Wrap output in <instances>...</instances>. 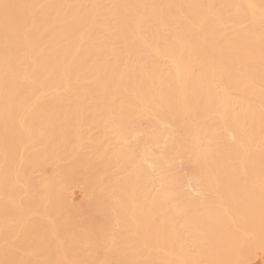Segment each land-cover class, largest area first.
<instances>
[{
  "label": "bare ground",
  "instance_id": "bare-ground-1",
  "mask_svg": "<svg viewBox=\"0 0 264 264\" xmlns=\"http://www.w3.org/2000/svg\"><path fill=\"white\" fill-rule=\"evenodd\" d=\"M257 243L264 0H0V264H247Z\"/></svg>",
  "mask_w": 264,
  "mask_h": 264
},
{
  "label": "rangeland",
  "instance_id": "rangeland-1",
  "mask_svg": "<svg viewBox=\"0 0 264 264\" xmlns=\"http://www.w3.org/2000/svg\"><path fill=\"white\" fill-rule=\"evenodd\" d=\"M49 168V167H48ZM79 182H81V181H77V182H75L74 181V184L72 185L71 184V186H70V192H71V195H72V197H73V200L75 201V202H77V204H79V206H81V207H83L86 203H87V201L89 200V196L88 195H86V193L84 192V189H83V184L82 183H79ZM251 183L252 182H254V181H250ZM76 184V185H75ZM73 186V187H72ZM82 197V198H81ZM80 200V201H79ZM248 234H245V237L247 236ZM251 237L252 238H254L252 235H251ZM248 238H249V235H248ZM246 239H247V237H246ZM257 242V241H256ZM253 244V243H252ZM250 245V244H249ZM253 245H256V244H253ZM252 245V247H250V246H248V247H246V249L242 252L243 254H244V256H242L243 257V259H246L245 260V262L247 263V264H264V249H262L261 247H258V246H260L259 245V243H257V247L258 248H255L254 246ZM255 249H254V248ZM262 247H264V246H262ZM247 248L248 249H250L249 250V252L251 251H253L252 252V254L251 255H255L256 257H255V259H253L254 257H252L251 258V255H248L247 256V253H249L248 252V250H247ZM254 250H253V249ZM255 251V252H254ZM253 253H255V254H253ZM250 257V258H249ZM252 259V260H251ZM248 261V262H247ZM112 264V263H111ZM113 264H120L119 262H113Z\"/></svg>",
  "mask_w": 264,
  "mask_h": 264
}]
</instances>
